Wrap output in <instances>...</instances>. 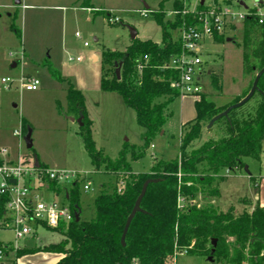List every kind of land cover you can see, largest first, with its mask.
<instances>
[{
  "label": "rangeland",
  "instance_id": "374dc122",
  "mask_svg": "<svg viewBox=\"0 0 264 264\" xmlns=\"http://www.w3.org/2000/svg\"><path fill=\"white\" fill-rule=\"evenodd\" d=\"M16 1L0 0V148L7 147L13 154L18 150L24 155L32 154L26 147L25 136H14L15 131L22 133V120L28 123L32 127L33 149L42 161L53 169L87 175L92 182V189L88 192L84 191L83 184L80 187L82 219L90 221L95 217L94 201L102 186L114 187L117 180L103 171H95L80 136V125L72 122L69 114V85L83 93L87 112L94 122L93 139L97 149L105 156L116 160L127 149L132 172L137 175L151 173L156 161L180 159V148L189 130V127L182 126L187 117L184 110L186 108L191 112L190 101L184 102L179 97L170 105L165 131L144 151V129L139 126L135 111L125 105L120 94L101 89V63L106 50L126 53L133 42L129 28L138 32L137 39L140 41L162 44V28L156 22L154 13L163 11L166 19H173L170 14L173 4L183 2L187 5L190 0H19L21 5H16ZM86 3H90V9L85 8ZM246 4L248 7L260 5L254 0H246ZM24 5L32 8L24 9ZM145 5L150 9L147 10ZM237 9L245 10L243 7ZM143 11H150V14L145 18ZM110 18L120 21L112 23ZM241 28L242 25H239L237 34L229 32L222 43L207 40L203 45L206 74L201 82L204 94L221 108L242 98L252 81V76L246 77L243 72ZM77 33L81 38L76 37ZM257 39L264 40V34L258 32ZM85 43L89 46L85 47ZM92 53L95 54L91 59ZM14 63L18 64L16 69L13 68ZM49 68L59 73L62 81L54 78ZM117 69L121 73V68ZM105 71L108 75L112 73L109 67ZM211 72L220 76L221 92L214 90ZM23 76L38 80V90L28 92L22 89L17 81ZM4 79L14 81L10 88L3 83ZM261 100V95L256 94L237 116L254 114ZM208 125L203 124L201 137L189 145L188 153L209 140L228 137L226 120L217 122L211 129ZM134 151L144 154L133 160ZM245 163L249 173L245 168L236 172L223 170L210 188L200 193L193 202L185 201L184 205L212 204L223 212L233 208L237 215L246 211L251 213L252 205L264 208L263 162L246 159ZM63 189H72L71 183L63 185ZM211 190H217L219 196L211 197ZM43 199L50 202L55 197L43 193ZM56 200L71 205L64 194ZM37 232V239H22L17 249L24 250L25 247L33 248L63 239L59 232L43 227ZM9 240L16 245L12 232L1 231L0 241ZM229 241L233 242V239ZM15 256L8 252L3 260L12 264ZM207 259L179 254L176 264H210Z\"/></svg>",
  "mask_w": 264,
  "mask_h": 264
},
{
  "label": "trees",
  "instance_id": "16d2710c",
  "mask_svg": "<svg viewBox=\"0 0 264 264\" xmlns=\"http://www.w3.org/2000/svg\"><path fill=\"white\" fill-rule=\"evenodd\" d=\"M222 1L226 4L246 3V0ZM259 6L264 7V1ZM85 8L90 9V3H86ZM184 8L183 2L173 4L174 11L181 13ZM250 12L252 15L242 25L243 72L246 77L252 76V81L243 97L231 105L239 103L248 95L256 74L264 68V40L257 39L258 32L264 34V31L257 27L256 8H251ZM154 15L162 28V44L136 39L126 53L106 50L101 63V89L120 94L125 105L135 111L138 124L144 129V151L165 131L167 111L180 97L171 83L177 78L176 73L162 67L173 55L181 52L177 32L184 21H192L190 16L182 14L170 20L166 19L163 11ZM225 39L224 36H216L215 42L222 43ZM145 57L149 58V62L140 73L136 66ZM120 63L122 66L118 79L116 68ZM107 67L111 69V75L106 73ZM49 70L54 78L62 81L59 73L52 68ZM211 78L214 90L221 92L220 76L212 72ZM258 87L262 100L254 114L237 116L240 109L231 112V124L227 122L228 137L209 140L188 153L186 150L189 145L201 137L203 124L209 123L231 106L218 107L204 93L200 95L195 104L197 117L185 125L189 130L180 148V159L156 161L151 173L137 175L132 172L127 149L116 160L97 149L85 97L81 91L69 85V114L75 119L82 118L80 136L91 163L96 172L103 171L116 177L117 181L114 187L106 184L102 186L94 201L95 217L90 221L82 219V183L73 184L69 194L70 206L73 214L81 212L80 221L77 222L74 217L68 225L62 224L56 230L64 237L61 243L18 250L15 252L16 257L45 252L62 254L64 257L57 264H167L179 254L209 257L213 250L212 241L216 240V264H264V209L259 205L251 213L246 211L241 215H237L233 208L223 212L212 204L198 206L190 203L184 208L179 207L180 198L193 202L217 181L223 170L236 172L243 169L246 159L261 162L264 143V75ZM21 126L22 136L32 132V127L24 120ZM31 153L38 159L33 148ZM143 154L134 151L133 160H138ZM151 179L161 181L149 185L141 203L143 212L136 214L126 237V245L123 246L121 241L128 218L142 193L143 185ZM209 194L211 197L219 196L217 190H211ZM5 212L6 200L2 198L0 222L4 220ZM229 239H233V242ZM8 252L5 251V255ZM12 264L18 263L15 261Z\"/></svg>",
  "mask_w": 264,
  "mask_h": 264
},
{
  "label": "built area",
  "instance_id": "2783aa9c",
  "mask_svg": "<svg viewBox=\"0 0 264 264\" xmlns=\"http://www.w3.org/2000/svg\"><path fill=\"white\" fill-rule=\"evenodd\" d=\"M238 7H241L240 4H226L222 0H210L209 3L205 0H190L181 13L174 10L170 13L173 18L182 14L190 16L192 20L184 21L179 30L181 52L173 55L162 67L164 70L176 73L177 78L171 83L180 97L199 98L204 93L201 81L206 70L202 50L207 40L215 41L216 36L226 37L228 31L243 25L252 15L251 8H256L257 27L264 31V7L256 4L255 7H248L244 11L238 10ZM149 14L150 11L142 12L145 18ZM119 21L110 18L112 23ZM76 37L81 38L79 33ZM84 46L89 45L85 43ZM148 62V57L138 62L137 71L141 73ZM17 82L28 92L37 91L40 85L38 80L26 76ZM3 83L10 88L14 81L4 79ZM14 136L22 138V133L15 131ZM8 154L7 149L0 150V199L6 200L5 218L0 222V232H12L16 245L13 243L7 245L0 241V262L6 257L5 251L17 252L19 241L32 236L38 228L56 231L62 224L68 225L74 219L75 214L71 206L56 200L64 194L65 199L70 201L71 189H63V185L71 183L73 186L81 182L85 192L92 189V182L87 175L44 166L31 154L20 155L16 161H11L6 159ZM43 193L51 194L55 199L50 202L44 201ZM184 202L185 200L180 198V208L185 207ZM177 257L178 255L167 264H176Z\"/></svg>",
  "mask_w": 264,
  "mask_h": 264
},
{
  "label": "water",
  "instance_id": "95a60500",
  "mask_svg": "<svg viewBox=\"0 0 264 264\" xmlns=\"http://www.w3.org/2000/svg\"><path fill=\"white\" fill-rule=\"evenodd\" d=\"M21 1L17 0L16 1V5H20ZM257 3L260 4L261 1L260 0H257ZM240 6L243 7L244 9H247V5L242 2L240 3ZM145 8L147 10H149V6L148 5H145ZM130 30V33H131V38L132 40H136L137 37H138V32L133 29V28H129ZM97 41V40H96ZM228 42H231V39H228ZM122 66V63H120L117 67L121 68ZM116 74H117V77L118 79L120 78V73H119V69H117L116 71ZM264 75V68L262 70H260L257 74H256V77L254 79V82H253V85L251 87V90L250 92L248 93V95L243 98L239 103H236L234 105H231L230 107H228L224 112H222L221 114L217 115L216 117H214L210 122H209V125H208V129H211L217 122L225 119L229 124H231V121H230V114L231 112L235 111V110H239L241 108H243L245 105H247L253 98L256 94H261L260 90H259V87H258V84H259V81L260 79L262 78V76ZM74 120V119H72ZM75 121V120H74ZM77 124L80 125V127L83 125L82 124V118L80 119H77L76 120ZM24 141L26 143V147L28 150H31L33 148V141H32V132H29L28 135L25 136L24 138ZM245 170L247 173H249V170L247 167H245ZM161 180H148L144 185H143V189H142V193L141 195L139 196L136 204H135V207L131 213V215L129 216L128 218V221H127V224H126V227H125V230H124V233H123V236H122V245L125 246L126 245V237H127V234H128V231H129V228L131 226V223L132 221L134 220L135 216L137 213H142L143 210L141 209V203H142V200L143 198L145 197L146 195V192H147V189L149 187L150 184H156L158 182H160ZM13 183H15V181H13ZM80 218H81V212H77L75 213V219L77 222L80 221ZM216 245H217V241L216 240H213L212 241V247H213V250L211 252V255L208 257L207 261L210 263V264H216L215 262V259H214V253H215V248H216Z\"/></svg>",
  "mask_w": 264,
  "mask_h": 264
},
{
  "label": "crops",
  "instance_id": "0c3cea01",
  "mask_svg": "<svg viewBox=\"0 0 264 264\" xmlns=\"http://www.w3.org/2000/svg\"><path fill=\"white\" fill-rule=\"evenodd\" d=\"M22 3V2H21ZM21 3H20V5H21ZM246 4V3H245ZM247 5V4H246ZM23 8L24 9H30V8H32V6H30V5H24L23 6ZM59 8H61L62 9V7H59ZM247 8H248V5H247ZM238 28H239V26H237V28L236 29H234V30H231V31H228V33L229 32H231V33H234V34H237L238 33ZM228 33H227V35H228ZM241 33H242V28H241ZM226 38H227V36H226ZM96 42H98V40L96 41ZM158 44V43H157ZM94 54L95 53H92V55H91V59L93 58V56H94ZM14 66H13V68L14 69H16L17 67H18V64L17 63H14L13 64ZM212 73V72H211ZM180 98H182V100L184 101V102H186V101H190L189 102V105H191V107H192V110H191V112H189V110L188 109H186L185 108V112H184V114L186 115L187 114V117L186 118H184V120H183V122H182V126H185L186 124H188V123H190V122H192V121H194L195 119H196V117H197V113H196V109H195V104H196V102L199 100V98L198 97H180ZM188 103V102H187ZM186 104V103H185ZM183 107H185L184 105H183ZM188 110V111H187ZM191 114V115H190ZM89 115V114H88ZM72 117V116H71ZM90 118V117H89ZM72 119H74V120H72V122H75V123H77L76 122V120L77 119H75L74 117H72ZM92 121V120H91ZM93 122V121H92ZM93 126H94V122H93ZM3 149H7L8 150V152H9V154H8V156H6V159H8V160H11V161H16L17 159H18V157L20 156V155H24V154H21V151L20 150H18L17 151V153H12L7 147H2V148H0V150H3ZM32 155V154H31ZM38 155V154H37ZM261 161L263 162V165H264V151H263V153H262V156H261ZM38 161L40 162V164H42V165H44V166H48V167H50L49 166V164L48 163H46V162H44V161H42V159L40 158V156L38 155ZM47 194V193H46ZM43 196V195H42ZM44 197H45V195H44ZM252 207V209H251V212L252 211H254V209H255V206L254 205H252L251 206ZM264 209V208H263ZM45 229H47V228H45ZM48 230V229H47ZM38 231V230H37ZM35 232L32 236H29V237H27V238H33V239H37L38 238V232ZM63 239H64V237H63ZM63 239L60 241V242H51V243H49V244H45V245H38V246H35V247H33V248H24L25 250H32V249H37V248H40V247H48V246H50V245H53V244H59V243H61L62 241H63ZM5 244H7V245H10V244H12V241H6V242H4ZM21 250V249H20ZM10 254H14L15 255V253L13 252V251H10ZM64 256L62 255V254H57V253H45V252H39V253H35V254H30V255H25V256H23V257H21V258H17L16 256L14 257V260L18 263V264H57L62 258H63ZM0 264H11L10 262H9V260L8 261H4V260H2L1 262H0Z\"/></svg>",
  "mask_w": 264,
  "mask_h": 264
}]
</instances>
